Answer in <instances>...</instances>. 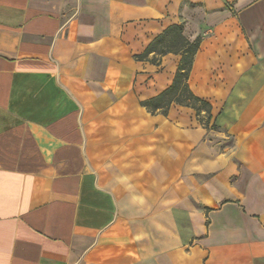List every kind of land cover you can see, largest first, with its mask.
Listing matches in <instances>:
<instances>
[{
	"label": "crops",
	"instance_id": "0c3cea01",
	"mask_svg": "<svg viewBox=\"0 0 264 264\" xmlns=\"http://www.w3.org/2000/svg\"><path fill=\"white\" fill-rule=\"evenodd\" d=\"M0 264H264V0H0Z\"/></svg>",
	"mask_w": 264,
	"mask_h": 264
},
{
	"label": "trees",
	"instance_id": "16d2710c",
	"mask_svg": "<svg viewBox=\"0 0 264 264\" xmlns=\"http://www.w3.org/2000/svg\"><path fill=\"white\" fill-rule=\"evenodd\" d=\"M199 43V37L189 40L183 35V26L181 24H172L153 38L140 54L134 56L137 60H148L151 63H158L160 57L167 53L180 55L179 63L170 85L159 94L140 101V105L149 113L166 115L170 106L176 104L192 108L199 117L203 113L206 121L210 119L211 104L196 96L188 85L191 65L199 48Z\"/></svg>",
	"mask_w": 264,
	"mask_h": 264
}]
</instances>
